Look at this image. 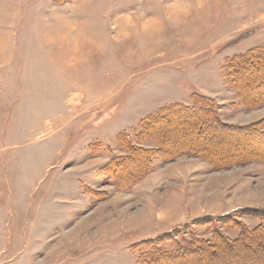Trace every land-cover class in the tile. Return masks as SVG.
<instances>
[{
  "label": "rangeland",
  "instance_id": "rangeland-1",
  "mask_svg": "<svg viewBox=\"0 0 264 264\" xmlns=\"http://www.w3.org/2000/svg\"><path fill=\"white\" fill-rule=\"evenodd\" d=\"M171 2L0 0V264H148L215 228L236 239L220 219L258 225L240 213L264 212V136L223 132L216 150L249 155L219 167L139 136L200 97L230 131L264 133L259 78L243 93L232 77L264 60V0ZM254 248L216 264L264 263Z\"/></svg>",
  "mask_w": 264,
  "mask_h": 264
},
{
  "label": "trees",
  "instance_id": "trees-1",
  "mask_svg": "<svg viewBox=\"0 0 264 264\" xmlns=\"http://www.w3.org/2000/svg\"><path fill=\"white\" fill-rule=\"evenodd\" d=\"M259 62L246 61L245 64H248V68L243 63L242 66L244 68L242 66L237 68V73L233 74L234 76L232 77L234 79L236 75L239 77L244 76L243 80H241L244 88L238 86L243 93L251 90L250 88L247 90L251 80V77H247V75L251 76L252 72L255 74L254 78H259L256 85L264 87V60ZM255 96L264 100L262 92L255 94ZM210 104H212L210 100L200 97L191 108L177 105L179 108L171 109L172 107H170L163 111L160 110L156 114L149 115L142 124L143 133L139 136V141L147 139L155 142L160 155L167 159L174 158L176 155L185 152L192 153L212 164L220 159H223L224 163L222 164L226 165L236 159V161L245 160L244 157L248 156L249 154L247 153L249 152L239 155L237 154L238 147L216 150L215 141L218 138H223V132L226 136L236 135V133H250L254 138L264 136V133L259 132L260 126L255 125L230 131L228 126L226 127L220 123L215 108L212 106L213 109H211ZM184 132L187 134L181 136L175 143L174 141L171 143L168 140L170 135ZM133 154L134 157L140 158L138 154ZM222 164L215 163L213 166L219 167ZM244 210L240 215L254 216L258 220V225L252 230L249 231L239 222H229L228 220L220 219L221 224L238 230L239 235L236 239L228 238L218 228H215L213 237L207 240L200 239L194 247L186 248L187 250L181 249L172 253H165L162 249L160 251L158 249L152 250L150 253L152 259H149L148 264H191L194 260H199L201 257L206 259V264H216L225 258L238 260L254 259L256 262V251L260 249H255L254 244H260V248L264 246V212ZM246 210H248L247 213ZM227 223H232V226L230 227ZM156 250L158 251L153 254Z\"/></svg>",
  "mask_w": 264,
  "mask_h": 264
},
{
  "label": "clouds",
  "instance_id": "clouds-1",
  "mask_svg": "<svg viewBox=\"0 0 264 264\" xmlns=\"http://www.w3.org/2000/svg\"><path fill=\"white\" fill-rule=\"evenodd\" d=\"M168 7L174 12L187 13L190 10L187 0H172ZM148 23H152V21H149Z\"/></svg>",
  "mask_w": 264,
  "mask_h": 264
}]
</instances>
